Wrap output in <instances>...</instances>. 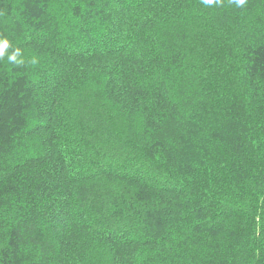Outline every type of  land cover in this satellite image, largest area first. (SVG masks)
Returning a JSON list of instances; mask_svg holds the SVG:
<instances>
[{
    "label": "trees",
    "instance_id": "16d2710c",
    "mask_svg": "<svg viewBox=\"0 0 264 264\" xmlns=\"http://www.w3.org/2000/svg\"><path fill=\"white\" fill-rule=\"evenodd\" d=\"M0 264H264V0H0Z\"/></svg>",
    "mask_w": 264,
    "mask_h": 264
},
{
    "label": "clouds",
    "instance_id": "9594fccd",
    "mask_svg": "<svg viewBox=\"0 0 264 264\" xmlns=\"http://www.w3.org/2000/svg\"><path fill=\"white\" fill-rule=\"evenodd\" d=\"M222 0H201V4L207 7L219 6L221 5ZM231 5H234L235 8H243L246 4V0H229ZM10 41L7 38H0V59L7 55V61L11 64H23L24 61L21 58L22 51L20 48H14L9 52Z\"/></svg>",
    "mask_w": 264,
    "mask_h": 264
}]
</instances>
